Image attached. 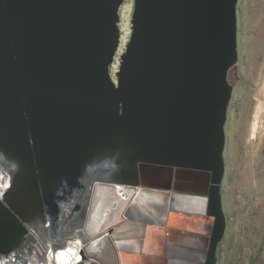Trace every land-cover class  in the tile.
Wrapping results in <instances>:
<instances>
[{"label": "water", "instance_id": "obj_1", "mask_svg": "<svg viewBox=\"0 0 264 264\" xmlns=\"http://www.w3.org/2000/svg\"><path fill=\"white\" fill-rule=\"evenodd\" d=\"M238 1L133 0L112 78L124 0H0V169L9 182L0 264L43 259L42 245L51 252L74 239H110L130 217L86 237L97 186L204 200L208 232L176 231L204 251L201 264H218ZM176 171L205 174L204 191L173 189ZM166 228L163 251L180 242ZM142 259L167 264L165 255L139 252Z\"/></svg>", "mask_w": 264, "mask_h": 264}, {"label": "bare ground", "instance_id": "obj_2", "mask_svg": "<svg viewBox=\"0 0 264 264\" xmlns=\"http://www.w3.org/2000/svg\"><path fill=\"white\" fill-rule=\"evenodd\" d=\"M132 10L133 0H124L119 8L120 20L118 27L120 37L117 52L110 66L112 78L113 74L118 70L120 56L131 33ZM257 73L258 75H256L255 79L257 86H255L253 93L256 106L249 125V139L255 138L258 130L259 115L263 112L262 106L264 105V70H260ZM233 79V71L230 70L227 73L226 80L230 85H234ZM205 177V174L176 171L173 189L189 192L204 191L206 186ZM8 184V177L0 169V199ZM130 197L132 200L128 205L126 202ZM169 208L170 211H168ZM204 209L205 201L197 198L153 193H137L131 196L129 192L122 188L117 191V189L108 186H97L93 190L83 229L85 236L90 238L102 231V229L115 224L123 213L125 217H130V219L114 227L110 239L101 236L99 240L90 245L76 243L77 240L74 239L68 241L63 248L51 252L45 245H42L41 247L45 252L44 258L31 257L27 264H91V262L98 264H118V262L119 264H137L139 252L165 255L167 264H201L204 259V251L199 247L190 248L183 245L186 234L176 231V229L186 230L195 234H206L211 220L203 217ZM144 222L150 223L149 225L152 226H145L142 224ZM159 226L162 229L159 230L157 228ZM163 227L172 228L174 233H179L176 237H179L178 240L180 242L173 245L169 244L166 251H163L162 245L164 238ZM33 237L38 244H41L36 234H33ZM114 242L116 244L115 248L119 251L112 247L111 244ZM64 248L72 249L73 251L62 253ZM116 255H119L118 262ZM140 264L163 263L158 260L142 259Z\"/></svg>", "mask_w": 264, "mask_h": 264}, {"label": "rangeland", "instance_id": "obj_3", "mask_svg": "<svg viewBox=\"0 0 264 264\" xmlns=\"http://www.w3.org/2000/svg\"><path fill=\"white\" fill-rule=\"evenodd\" d=\"M263 22L264 0L238 1L236 78L224 130L221 186L226 226L218 264H264V105L255 138L249 139L255 79L264 70Z\"/></svg>", "mask_w": 264, "mask_h": 264}, {"label": "snow or ice", "instance_id": "obj_4", "mask_svg": "<svg viewBox=\"0 0 264 264\" xmlns=\"http://www.w3.org/2000/svg\"><path fill=\"white\" fill-rule=\"evenodd\" d=\"M117 191H119V188H117ZM76 243H80V241L77 240ZM69 251H73V250L72 249H67V248L62 249V253H67Z\"/></svg>", "mask_w": 264, "mask_h": 264}]
</instances>
